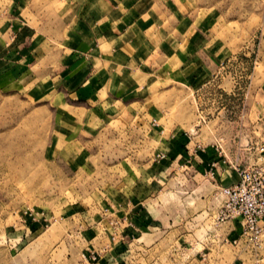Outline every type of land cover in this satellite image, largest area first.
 Here are the masks:
<instances>
[{"label":"rangeland","instance_id":"rangeland-1","mask_svg":"<svg viewBox=\"0 0 264 264\" xmlns=\"http://www.w3.org/2000/svg\"><path fill=\"white\" fill-rule=\"evenodd\" d=\"M209 1L242 53L198 90L153 86L143 128H101L59 83L0 59V264H235L230 247H206L220 193L206 198L191 160L161 164L155 136L184 130L232 170L264 168V0ZM133 192L148 219L126 230L109 213Z\"/></svg>","mask_w":264,"mask_h":264},{"label":"crops","instance_id":"crops-1","mask_svg":"<svg viewBox=\"0 0 264 264\" xmlns=\"http://www.w3.org/2000/svg\"><path fill=\"white\" fill-rule=\"evenodd\" d=\"M225 18L209 0H0V59L59 83L101 128L130 124V116L143 128L149 123L145 106L153 86L198 90L225 60L242 53V41L224 29ZM142 131L148 142L159 138L157 149L166 155L161 164L191 160L205 173L207 199L215 188L220 193V187L237 181L214 144L192 147L180 129L156 130L155 136ZM134 193L112 200L109 214L122 229L148 219L145 200H134ZM221 201L207 210L217 212ZM218 225L207 233V248L222 244L234 252V263L264 264V249L252 256L231 243L240 236L239 221Z\"/></svg>","mask_w":264,"mask_h":264},{"label":"built area","instance_id":"built-area-1","mask_svg":"<svg viewBox=\"0 0 264 264\" xmlns=\"http://www.w3.org/2000/svg\"><path fill=\"white\" fill-rule=\"evenodd\" d=\"M255 150L262 157L264 141L257 145ZM234 169L238 176L237 181L219 188L222 201L216 212L215 221L216 224L233 220L239 221L242 226L240 236L232 240L231 243L240 244L252 256H255L264 249V225L262 224L264 218V168L254 165Z\"/></svg>","mask_w":264,"mask_h":264}]
</instances>
